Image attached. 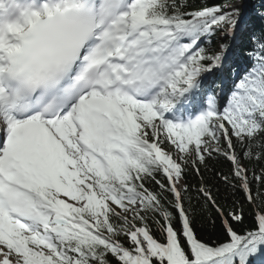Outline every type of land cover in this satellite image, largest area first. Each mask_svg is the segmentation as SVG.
<instances>
[{
  "label": "snow or ice",
  "instance_id": "snow-or-ice-1",
  "mask_svg": "<svg viewBox=\"0 0 264 264\" xmlns=\"http://www.w3.org/2000/svg\"><path fill=\"white\" fill-rule=\"evenodd\" d=\"M11 7L14 18L0 2V264H264V196L252 187H264V171L248 168L264 164V33L227 105L209 95L185 122L177 106L190 105L201 75L222 68L229 51L202 45L225 26L234 37L239 8ZM213 154L231 163L222 181L243 194L227 210L206 184L185 182L187 170L202 177ZM193 200L219 221L222 240L200 237ZM245 205L252 226L240 233Z\"/></svg>",
  "mask_w": 264,
  "mask_h": 264
},
{
  "label": "trees",
  "instance_id": "trees-1",
  "mask_svg": "<svg viewBox=\"0 0 264 264\" xmlns=\"http://www.w3.org/2000/svg\"><path fill=\"white\" fill-rule=\"evenodd\" d=\"M241 0H178L179 3L187 6L188 11L200 10L204 7H212L216 5L228 7L231 4ZM252 5L256 13L260 16L251 17V23L246 26L245 30L239 36L236 42L234 56L231 59V64L236 65L233 69L227 70L224 73L225 80L228 81L226 85V91L232 93L231 83L235 81V72L238 67H241V72L236 77V80L240 82V79L246 74V70H250V65L253 63L248 56L247 50L253 48L255 40L254 37H258L261 33H264V0H252ZM216 34V33H215ZM215 34L209 39L210 50L209 52H215L217 43L214 41ZM228 45V39L226 42L220 44ZM204 72L201 77L205 74ZM201 77L199 79H201ZM215 87L213 90L219 91L221 88V80L219 74H215L214 78ZM230 85V86H229ZM169 146L165 145L167 149ZM239 151V148L237 149ZM247 163V161H245ZM249 172L255 171L257 175L264 171V164L252 162L248 163ZM232 171L231 163L223 156L219 154H213L211 157H206V165L200 166L201 175H197L194 171L187 170L185 176V182L195 190L203 182L213 191L218 203L225 207L227 210L231 207L234 201H240L243 199V194L239 191L233 190L230 185L225 184L222 181V176L230 175ZM251 179V176H250ZM152 190H158V186L153 184L148 185ZM254 197L259 200V196H264V187H261L259 183H253ZM190 212L195 219V227L200 237L207 242H218L223 239L221 233V227L219 221L213 225L210 221L212 213L208 210L207 206L201 201L197 203L196 200L192 201V208ZM245 219L244 222L237 228V231L244 233L251 228V215L247 205H245ZM152 231L157 239H162L161 233L157 225L152 224Z\"/></svg>",
  "mask_w": 264,
  "mask_h": 264
},
{
  "label": "rangeland",
  "instance_id": "rangeland-1",
  "mask_svg": "<svg viewBox=\"0 0 264 264\" xmlns=\"http://www.w3.org/2000/svg\"><path fill=\"white\" fill-rule=\"evenodd\" d=\"M245 6L248 7V9L246 10L248 12V14H247L248 16H251V15H255L256 16V13H254V10H252L251 7H249V6H251L249 0H247V1L246 0H242L240 2H236V3L231 4V5L228 6V7H235V8H239L240 9V21H239V24H240L241 20L243 19L244 13L246 12L245 9H244ZM228 31H229L228 27L225 26V32H220V31L216 32L215 37H214V41H215V43H217V46H216L217 48H216L215 52L220 50V48H221L220 44L226 42L227 39H228V41L233 39V36H230V35L227 34ZM204 46H206V47L208 46V49L210 50L209 40L205 41V43L202 45V47H204ZM213 71L212 72H206L207 74L204 77H212ZM215 98H216V105H217L218 109H222V106H226L227 105V104H223V105L221 104L222 103L221 94H217ZM206 103H207V100L205 102V105H206ZM169 116H171V114H169ZM181 116H182V114H181V111H180L178 113V117H181Z\"/></svg>",
  "mask_w": 264,
  "mask_h": 264
},
{
  "label": "clouds",
  "instance_id": "clouds-1",
  "mask_svg": "<svg viewBox=\"0 0 264 264\" xmlns=\"http://www.w3.org/2000/svg\"><path fill=\"white\" fill-rule=\"evenodd\" d=\"M12 2L13 0H3V3L5 4V6L10 8L9 15L14 18L16 10L14 7H11Z\"/></svg>",
  "mask_w": 264,
  "mask_h": 264
}]
</instances>
